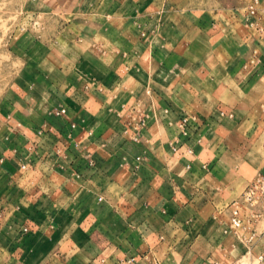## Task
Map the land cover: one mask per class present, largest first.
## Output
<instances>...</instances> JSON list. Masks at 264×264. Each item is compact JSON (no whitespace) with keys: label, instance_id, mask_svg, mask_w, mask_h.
<instances>
[{"label":"crops","instance_id":"0c3cea01","mask_svg":"<svg viewBox=\"0 0 264 264\" xmlns=\"http://www.w3.org/2000/svg\"><path fill=\"white\" fill-rule=\"evenodd\" d=\"M8 53L0 264H264V198L228 227L264 176V0H25Z\"/></svg>","mask_w":264,"mask_h":264},{"label":"rangeland","instance_id":"374dc122","mask_svg":"<svg viewBox=\"0 0 264 264\" xmlns=\"http://www.w3.org/2000/svg\"><path fill=\"white\" fill-rule=\"evenodd\" d=\"M25 0H0V99L15 75L18 64L8 53V40ZM232 210L231 205L229 206ZM246 212L247 210L243 208ZM245 264H250L245 260ZM256 264V263H254Z\"/></svg>","mask_w":264,"mask_h":264},{"label":"built area","instance_id":"2783aa9c","mask_svg":"<svg viewBox=\"0 0 264 264\" xmlns=\"http://www.w3.org/2000/svg\"><path fill=\"white\" fill-rule=\"evenodd\" d=\"M252 12V11H251ZM249 12V14H252ZM62 113L64 111H61ZM185 120L180 123L183 127ZM264 198V176L257 175L246 187L240 198L231 203V216L229 220V230L237 232L242 229H250L251 225L259 218V213L255 208ZM245 208L247 211L243 210Z\"/></svg>","mask_w":264,"mask_h":264}]
</instances>
